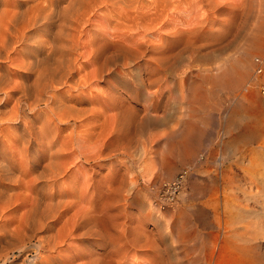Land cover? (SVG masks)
Masks as SVG:
<instances>
[{"label":"rangeland","instance_id":"374dc122","mask_svg":"<svg viewBox=\"0 0 264 264\" xmlns=\"http://www.w3.org/2000/svg\"><path fill=\"white\" fill-rule=\"evenodd\" d=\"M3 1L5 3L4 2L2 3V0H0V13L2 9L5 8L4 4H6L5 9L7 8L12 9L14 7L12 5L13 4L12 2L14 0L13 1L3 0ZM34 1H29V4L27 5L25 4L24 7L30 6V4L32 3H33L32 5H35ZM103 1L104 0H102V2ZM144 1L145 3H143ZM144 1L140 0L138 4L135 1L136 3L134 4L137 7L139 6V3H141V5L144 4L145 7L144 5L143 7L145 8V10L151 8L152 10H154L155 7L161 9V7L156 6V4L159 5L163 1L164 4L166 3L170 4V5L166 4V6L168 5L166 7L167 10L166 9L164 10L165 11L164 14H166L164 15V17L167 23V27H166L167 29L164 30L167 31L172 30L171 28H173L174 26H176L177 29L178 28L184 29L187 26L188 29L189 26L191 25L197 26L196 34L195 33L190 34L189 32L188 33L185 32L182 33L184 35L180 34L181 36L179 35L178 38L175 39L178 42H173L175 40L173 41L168 40L171 43L170 44L168 42L170 46L171 45L176 47L177 46L180 47L182 45L201 46L199 53L196 52L195 54V52L193 53L192 51L186 52L183 55L182 62L177 64L178 66L175 65V67L173 66L169 70L167 74V81L163 85L164 86L163 90H165L164 94L166 93L165 94L166 97L163 98L162 101L160 102V107L157 108L158 110L155 108V109H150L147 112L148 118L146 119L147 120L149 119L147 121L148 124L147 123L143 124V121L146 120L144 119L143 111L145 107L150 104L151 98L148 97L145 99L142 97L143 95L138 98H134L132 97L131 94L134 93L137 88V89H141L147 95V93H152L156 88H153L152 86L141 87L139 85L140 84L139 78H141V75L144 78L147 77V75H144L143 69L141 70L137 68L136 62H133L129 66H122L121 62H116V64L112 66V69L113 70L116 69L115 71L118 73L117 74L118 76L117 75L109 76L110 74H107L109 72L108 70V72L104 73L103 77L102 76L100 77L99 75L97 76L98 78L94 77L88 79V81L87 80L83 81L82 84H80V86L75 85L74 87L76 88L72 86L79 79V76L80 77L82 76L83 72H84L83 73L84 76L88 72L92 71L94 67L95 69H98L100 72L101 67L100 68L98 67L100 65L102 66L101 64L102 51L100 50L102 49L101 47L102 43L107 42L109 38H113L111 36L109 37V35H106L104 37L105 38L104 40L106 41H104L102 39V32L114 33L113 30L115 24L117 20L119 21V18L116 17L124 15L126 12L131 13L138 11L137 8H135L136 6H134L133 4V7H131L132 9L123 6L124 9L128 10L124 12L125 10H123L121 3L118 4L116 3V6H114L115 4L111 5L110 3L111 1H108L109 3L103 2L101 3L102 5L100 4L101 6L99 7L97 6L95 9L96 11L94 10L95 14L93 12L92 14L94 15L93 16L90 15L92 17L90 22L86 23L88 25L85 24L82 27V29L81 28L78 29L79 31L80 30L83 31V32L80 31L81 33L78 31L77 32L79 33L78 36L79 35H81V37L84 36V39L85 38L87 39V37L89 39L94 37L95 40L98 41L96 42L95 40L92 39L93 40L92 46L91 44H88L87 49L86 47L84 48L78 47L79 52L77 48V51L73 53L75 56L71 55L73 59L70 58L71 57L70 55H69L70 57L65 55L64 56L65 58L59 57V59L61 60L60 62L56 58H58L57 56L61 55V53H59L61 52V50L57 51L59 55L56 52L54 53L51 52L50 50L51 49L50 45H52L54 39L53 34L55 33L56 30H57L56 32H58L59 30L58 27V22L60 21L59 17L57 18L58 22H56L57 26L55 24L50 32L45 31L46 28L42 25V23L38 24L39 26L36 25L30 27L27 29V35L28 36L31 35L32 32V35H34V37L31 38L32 41L30 39L24 40L25 42L21 40V42H16L17 44L15 43L14 45L15 50L14 49L10 50L9 53L3 52L0 55V57H2L0 58L2 59V61L0 60L1 62L0 64L2 65L4 64V65L2 66L3 68L0 67V74H3L5 69L7 70L9 69L8 71L10 72L16 71L15 72L16 74L14 72H11L14 75L11 74L12 76L10 81H12V83L9 82L7 84L8 86L6 85V82L2 84L5 85L6 87L1 86V84L0 86L3 87V89L5 88L4 90L6 92L12 93L13 91L14 93L16 92V94H13V99L10 98L9 101L10 106L9 104L5 106V102L8 101L7 94L5 95L4 90L2 91L0 90V111L9 108L11 109L13 104H15L14 101L16 102L15 99L22 95V91L20 92V90L17 89L20 85H22L21 84L22 82L23 85H25L27 82L29 83V85L30 83L32 84V81L34 79L35 80L37 79V77H35V75L37 74L38 77L41 76L40 81L42 78L44 79V81H46L45 79H48L49 72H50L49 78L53 77L52 74L55 75V72L51 73L53 72L50 71L51 69L54 70L53 68H55L56 65L57 66H59L58 64L65 65L69 63V59L72 60L69 63L71 65L68 66H70L71 72L75 73V76L74 78H72V80H70L68 84L61 85V87L60 85L58 86L59 89L57 90L60 92L59 95L57 90L52 91L53 89L51 87H48L44 90L45 92H43L44 94L42 98L41 97L42 92L41 94L39 93L40 92L39 88L41 87L43 88V84L45 82L41 84L42 86L40 87L41 82L36 83L35 81H33L36 84L33 83L32 85L35 84L37 90L39 89L38 90L39 92L35 91L36 92L35 93L33 87L31 86L32 87L31 89V87L29 86V88L31 89L30 91V89L28 88L29 96L27 95L26 96L27 99L21 102L23 105L22 106L23 112L27 116L29 115L28 119L31 118L30 120H32L38 115L36 114L34 117L33 112L31 111V109L28 108V101H32V99L34 101L35 97L36 100L38 97L39 98L41 97L42 100L40 98L38 99L39 101L45 100L46 104L44 101L43 102L37 101L38 106L36 107L35 110H33L35 112H38V110L39 112L41 111L43 112L45 110L41 114V116H38L39 119L36 118V120L38 119L36 121V125H38L39 123H40L39 125H41V123L47 119L46 117L45 119L43 117L45 115L48 116L47 114H45V112L47 110V106L53 100V97L51 95L55 92L57 93L56 96L58 97V100L57 98L55 100L56 102L58 101L57 102L58 104L62 103L61 105L63 106H67L66 104H68L67 107L76 105V109L78 108L77 110H81V111L88 110L87 108L83 110L84 107H87L88 105L89 106L88 108L91 109V112L89 110L90 113L88 112L85 115L86 117L87 115L90 116V119L86 121H81L83 118L77 119V116L75 115H73V117L75 118H70V121L68 122L67 120H64L65 118L59 119L57 116L56 118L54 115H53L54 118L53 116H51L55 122L53 121L52 125L50 124V127H53L54 130L56 129L55 131H57L58 129L57 133H59V138L61 139V142L73 130L77 134L79 132L84 133V130L90 129L89 133L86 135L87 137L86 140L91 146H93L94 144V147L96 146L95 148L98 147L97 150L100 149V151H95L94 147L93 148L91 147L93 150L91 148H88V150L87 148H84L82 150L86 152V155L91 157L92 156L94 157L95 153L97 154L96 156H98L100 153H101L100 155H102L101 157H99L100 159L98 157L96 158V156L94 158L90 157L91 159L90 158L83 159L82 163L80 162L81 165L83 164L82 166L80 165V163H78L79 165L76 164L75 166H70V170H69L70 172L68 171L67 173L68 175L65 174L58 178L59 182L57 181L56 183L57 184L56 188L58 190L56 189L54 191L65 192L66 190H70L72 188L75 191H73L72 189L70 191H73L74 194L73 196L68 197V199L75 200L78 198L77 200H81V197L85 195L84 198L86 201L88 200L87 202H89L90 200L92 202L95 201L94 208L88 210V213L90 211L89 215L101 216L102 219L100 221V227H102V230L105 231L104 232L105 235H109L116 242H119L124 238H125L124 241L128 239L132 240L136 238L140 240L141 243L137 245L134 244L131 245L129 242L126 245V249L122 252V255L126 254L130 258H135V260L142 262L143 264L144 263L151 264V262L163 263V261L165 264H208L205 255L206 248H208V245L210 244L213 237L216 236L219 232V229L217 228V223L220 217L225 215L224 212L227 209L228 203L235 201H239L242 203L249 202L252 207L253 206L256 207L257 205V203L254 202V200H258L260 204L263 203V201L259 199V197H254L252 200H247V199L250 196L249 195L250 192H257L259 188L264 189V95L261 91L262 85L261 84L259 85L258 83V78H257L258 74L255 71V62H254V57L256 55L264 54V0H183V1L180 0L181 4L178 3L179 2L178 0H171V1L167 0V2L166 0L163 1L155 0V2H153L154 0H150V2L149 0H144ZM35 2L37 4V1ZM61 2L59 1L58 3H56L59 4L57 5L58 8L55 6L57 10H60L61 7L65 6L67 1L62 0ZM147 2L148 5L150 6L146 4ZM64 3L65 5H63ZM174 5L175 7H173ZM117 6H119L120 8ZM176 6L177 8L180 7L178 9V12L180 11L179 14L177 12ZM112 7L115 8L113 9ZM172 7L174 10L172 9ZM10 9L9 11H12ZM115 9H117L116 13L113 14ZM171 9L174 12L176 11L175 13L178 15L173 13ZM185 9L188 10L185 11ZM170 10L173 14L172 13L170 14ZM111 14L112 17L109 18ZM174 14L176 16L175 18H174ZM113 15L115 16V18ZM95 16L98 17L96 18ZM180 16L182 17V20ZM171 18L173 19V22L171 21L172 20ZM104 20L105 21L109 20V24L104 23ZM175 21H177L178 23L177 22L175 23ZM171 23L174 25H172ZM103 25L109 26V27L107 26L108 28L106 32L104 30L102 31ZM35 28L38 29V31L35 30ZM83 28H85L86 30H84ZM97 28H99L101 31L96 32V30H99ZM53 29L54 31H52ZM84 32L86 33V35ZM95 32L97 33V37ZM98 32H100V34ZM68 33L70 34V32ZM68 35L65 36L56 35V36L60 38V36L67 37ZM88 35H90V37ZM46 36L47 38L51 37L50 40L51 42L48 41L50 38L48 40H45L47 39ZM57 37L55 38L56 40ZM114 37L119 38L117 34H115ZM154 37L155 38H152V41L157 40L159 34L155 35ZM67 38H69V36ZM84 39L82 38L83 41ZM101 39L103 40V42ZM29 41L32 42L33 44L30 43ZM25 43L27 47L24 46ZM99 43L101 44V46ZM29 44L30 46L31 45L32 46L30 47ZM93 44H94V48L96 47V49L100 47L97 49L98 51L100 50L99 52L97 50L95 52V49L93 48ZM43 45H45L46 47ZM19 46L21 48L22 47L25 48L21 49ZM46 48L47 50H45ZM90 48L91 50H89ZM23 49L25 50V52H23L24 51ZM42 49H44L45 51ZM104 49L107 52H110V50L113 49V46L104 45ZM85 50L91 51L92 54L91 52L89 54V51L88 54L87 51L86 53H84ZM28 51L31 52L32 55L34 53L33 57L36 58L37 60L36 62ZM43 51L45 52V54L43 53ZM4 53L5 55H3ZM26 53L27 56L25 57ZM46 54H49L50 56ZM87 55L90 56L88 57ZM3 56L6 59L8 58L9 61L8 59L6 60L5 58H3ZM12 56H14L15 58H13ZM19 57L22 59L27 58L30 61H32L33 59V61L36 63L35 66L39 65V67L43 69L45 73L41 72L38 66H36L35 69H33V71L28 69L23 70V68H18L17 64L14 63L21 62V59H18ZM90 57L92 61L89 59ZM95 58H97L96 60L98 62L100 61L101 63L99 62V64H97L98 62L95 60ZM53 59H55L54 62ZM40 60H44V62L47 64H45L43 61H41L42 63L38 62ZM49 61L50 63H48ZM72 62L75 63L73 64ZM91 62L92 63L94 62L95 64L93 65L96 66H93ZM51 64L54 66L53 68H51L52 66ZM77 64H79L80 66ZM85 64H88L89 66L91 64L92 69L90 70L91 67ZM8 65L10 66V68L8 67ZM45 65H48L47 67L48 71H45L46 68ZM42 66H44L45 68L44 67L42 68ZM84 66L87 68H85ZM75 67L77 69L79 67H83V69L79 73V71H77ZM156 67H157L156 64L151 62L149 64L148 71L152 72L153 70L156 69ZM8 71L5 70L4 74H6ZM34 71H38V72L36 73ZM39 72L43 74L39 75ZM46 72H48V76ZM77 73L81 75L78 74L79 75L78 76ZM100 73L102 74V70ZM44 74L47 76V78L46 76L42 77ZM77 76L78 79H76ZM13 80L18 82L16 83ZM137 80L139 81V83H137ZM72 81H74L75 83L73 82L72 84ZM91 81L94 83H92ZM84 82L87 84L84 85L83 84ZM28 83L26 85H28ZM109 83L115 86L113 88L108 87ZM132 83L135 84V88L133 87L134 84ZM15 84L18 87L14 86ZM68 85L73 89H71ZM126 85H128V88ZM64 86H67L68 89L67 87L65 89ZM9 87H11V89ZM60 89L62 92L60 91ZM83 91L84 92L86 91L85 92L86 94L84 93L85 95L83 94ZM65 92L67 95L65 94ZM102 93L105 94V98L106 97L109 98L112 96L114 97L116 94H119L121 95V98L119 100L121 101L120 103H122V105L124 104V106L130 105L129 109H125L126 113L120 117L119 124L114 125L109 120L108 122H106L105 124L106 126L105 125L104 126L106 128L108 127V129H110L113 133H110L109 135L108 133H106L104 136L106 135L108 136L105 138L100 137L101 136L100 133H102L100 130H102L104 127L101 126L103 121L102 116H100L101 117L100 119V117L97 116L96 113L93 112L94 114H92V109H95L94 107L98 106L96 109L99 108L98 109L99 111L105 109V106H102V100H103ZM1 96H3V98L5 99H2ZM48 96L50 97L51 100L48 98ZM93 96L95 97L93 98ZM60 98L62 101L61 103H60ZM84 98L88 102H86ZM99 98L102 100H100ZM46 99L48 101H46ZM91 101L94 103H92ZM96 103L99 104L97 105ZM39 106L42 108H40ZM73 106L72 108L74 109ZM79 106L80 107L82 106L81 107L82 109H79L80 108ZM59 109L61 108L58 106L56 110L58 111L57 113L66 114V112H63L64 111L63 109H61L60 111ZM9 110H5L4 113H7ZM24 110L25 111L27 110L29 114ZM132 111L134 113L136 112L138 116L136 113L134 114ZM72 112H77V111H72ZM72 112H70L71 114L67 112V115L74 114ZM112 112L113 111H111L110 113ZM91 114L95 115L96 118L92 117ZM130 115L132 117H130ZM139 115L140 116L143 115V116H141L140 118ZM57 118H58L57 121L58 123L56 122ZM128 118H133V119L129 120ZM139 119L141 120L142 124L139 121ZM4 120L5 121H3V125L0 126L1 129L4 131V132L1 131V133L2 132L4 133V134L2 133L4 136L3 135L1 136L3 139L6 140L7 138L8 140H11L12 138H15V136H19L22 133L21 131H23L22 129L24 128V124H23L24 122L17 120H12V121H6V119ZM132 120H135L138 126L141 124L139 128L136 125V123ZM96 122L98 123V125ZM109 122L112 124H110ZM73 124L76 125L73 126ZM88 124H90L91 126L89 127ZM108 124L110 125V127ZM5 125L6 126L9 125L8 126L9 128L7 127L4 128ZM57 126L59 127L57 128ZM127 126L129 127L127 128ZM142 126L144 127V129H142L143 131L140 132L141 128H143ZM94 128H96V130L91 131ZM115 130L119 135H117ZM93 132L96 133L94 134L95 136L93 135ZM61 134L64 136V138ZM100 138H102L101 143L98 142ZM93 140H96L95 142L98 144L94 143ZM100 145H102V147H100ZM72 148H76L75 155L80 154V152L78 151V145L77 146L75 145L74 147L72 146ZM91 150L93 151L94 154L92 153ZM32 155L33 154L25 156L21 161L19 155L16 157L17 166L14 167L15 169L13 172L15 176L19 175V172L21 170L20 168L22 166L21 172L23 171V173L26 176L24 175L20 180H22L24 184L23 183L21 184L22 181H19L16 184V182L13 180L11 181L5 179L7 185L8 186L10 185L9 186L10 188L12 186L13 190L9 188V190L7 191L8 193H5L4 191L5 193L4 194L2 192V196L4 195L5 196L4 200H6L10 198L12 195V198L10 199L11 200L10 205L11 204L13 205L12 206L6 205V209L0 207V212L1 210H3V212L0 213V217H1L0 227L4 228L5 226H7L6 228H4L5 229L3 230L4 232L10 226L11 227L8 230H12V228L15 230V228H17L16 230L18 231L19 229V232L21 230L22 231L26 230V232H21L20 234L16 233L17 231L14 232L15 233L14 239L16 241L13 240L14 243L12 245L8 244L10 243L9 238L7 240V238L3 237L5 238L3 239L1 236L2 239L0 238V242L2 243L0 244V248H1L0 264H32V260L34 259L32 257L38 254L35 245L38 243L40 238L43 237V239H45L48 238L50 235L53 236L55 234H58L59 236V231L64 223V220H51L50 218H48L43 222L44 223L50 222V227L40 228V225H38L39 228L38 226H36V229L32 227L29 228V226L25 228V226H27L26 225L27 223H25L24 226V222L26 218L24 215L22 216V214H25V212L30 207L31 204L30 202H32V199L35 197L36 192L40 188H41L40 190L46 192L49 188L47 186L48 184H46L47 182H45L46 180L43 178L35 181L36 185L34 183H31L33 177L34 176L36 177L37 173L41 170V165L47 162V160L45 159L46 157L42 158L40 160L39 165L37 164V166L33 168L35 170L32 171L35 172L31 171V173L33 174L35 173L34 175H32L30 172L28 173V169L30 165L28 161L34 157ZM23 167L25 170L27 169V171L23 170ZM76 167L78 170H76ZM82 167L85 170L81 171ZM84 172L86 173V175ZM78 173L80 174V176ZM84 176H87L88 179L92 182L86 180L85 182L82 181L87 178V177L83 178ZM74 182H78V183H74ZM83 182L85 185L83 184ZM86 182L87 183L90 182L92 185L90 183H89L90 185H87ZM175 182L178 183L174 184ZM79 183L81 185L83 184L84 186L87 185L90 187L86 188L84 186H81ZM30 184L33 185L31 186ZM42 184L43 185L46 184L45 185L46 188L45 186L43 188ZM166 184L172 186V190L170 193L174 197L172 200L168 199V197L164 196L163 194L162 187H164V185ZM28 185L31 187V189L30 187L28 188ZM37 185L39 187H37ZM34 186L35 188L33 190L32 188ZM92 186H94L93 189ZM79 187L82 188L84 187V188L82 190V188ZM35 189L37 191H35ZM84 189H86V191L88 190L89 194ZM81 190L83 191L82 194H81ZM9 191H13L12 192L13 194L15 192L16 194L14 195L15 197L11 193L10 196H7L9 195ZM78 196H80V198ZM15 198L17 199V201H15L16 200ZM122 198L124 199V201H122L123 200ZM12 201L14 203H12ZM18 201H20L21 203ZM85 204L86 203H84L83 205ZM3 206L5 207V205ZM261 206L264 207V205ZM77 207H73V209H71L68 215L70 216L71 214H73L76 211ZM259 219L261 220L260 226L263 228L264 231V216H260ZM3 222L4 223L6 222L5 225ZM7 223L8 225L10 224L11 225L8 227ZM23 226L24 228H22ZM3 231H0L1 232L0 235L3 233ZM82 233L83 230L81 229L78 232H76V234L73 235L72 239L68 238L63 243H57L58 246H56V249L55 248L51 249L50 247L45 246V248L47 249L44 248L45 250L43 249L40 255L41 257H43V259H38L36 264H70L71 261H75V260L76 261L72 264H79V263L86 264L87 262L88 264H96L97 262H98L97 264H109L107 263L110 255L108 253L109 249L106 248L102 244V241H99L96 236H90L86 238L82 236ZM29 234H31V236ZM26 236H30V237H26ZM16 237L18 239H16ZM59 240L60 239L57 238L56 241ZM207 241L209 243H205ZM20 243L22 245L23 244L26 245V248L24 250L17 249L18 246L20 247L21 245ZM7 252L9 253L8 257L6 256ZM252 263L264 264V244H261L260 246L255 247L253 249Z\"/></svg>","mask_w":264,"mask_h":264},{"label":"bare ground","instance_id":"6f19581e","mask_svg":"<svg viewBox=\"0 0 264 264\" xmlns=\"http://www.w3.org/2000/svg\"><path fill=\"white\" fill-rule=\"evenodd\" d=\"M5 1H7V0H5ZM9 1V0H8ZM11 1H13V0H11ZM29 1H34V0H14L12 3V5L14 6L12 9H10V8H7V9H5L6 8V4H4V6H5V8H1L2 9V11H1V13H0V30L2 31H0V36L2 37H0L1 38V40H0V55L3 53V52H6V53H9V51L10 50H13L15 47H14V45H15V43L16 42H21V40H28V39H30L31 40V38H33L34 37V35H32V32H31V35H27V29L28 28H30V27H33V26H36V25H38V24H41L42 23V25L46 28V30L45 31H47V32H50L51 31V29H52V27L56 24V26H57V23L56 22H58V20H57V18L59 17V19H60V21L58 22V27H59V30H58V32H56L55 31V33L53 34V43H52V45H50L51 46V52H56L57 53V51H60L61 50V52H59V53H61V55H59L58 53V55L59 56H57L58 58H56L58 61H60L61 62V60L59 59V57H64L65 55L66 56H71V55H74L73 53L74 52H76L77 51V48L78 47H82V48H84V47H86V49H87V46H88V44H91V46H92V43H93V40H95V38L93 37V38H88L87 36H85V37H87V39L85 40L84 39V36L83 37H81V35H79L78 36V34L79 33H77L79 30V28H81L82 29V27L87 23V22H90V20H91V16H93L94 14H95V12H94V10L96 9V7L98 6H101L102 4L101 3H103V2H108V1H111L110 3H111V5H114V6H116V3L118 4V3H121L122 5V7L124 6V7H126V8H130V9H132L131 7H133V4L134 3H136L137 2V4H138V2H140V0H104L103 2H102V0H66L67 2H66V5H65V3L63 4V5H65V6H63V7H61V9L60 10H57L56 9V7H57V5H59V4H56V3H58L59 1L61 2L62 0H35V1H37V4H36V2L34 1V3H35V5H32V4H30V6H25L24 7V5L26 4H29ZM58 1V2H57ZM136 1V2H135ZM144 1V0H143ZM160 1V0H159ZM161 1H163V0H161ZM169 1H171V0H169ZM168 1V2H169ZM179 2L178 3H180V0H178ZM181 1H183V0H181ZM4 1L2 0V3H3ZM64 2V1H63ZM149 2H150V0H149ZM153 2H155V0L153 1ZM152 2V3H153ZM166 2H167V0H166ZM165 2V3H166ZM199 2V1H198ZM5 3V2H4ZM8 3H10V2H8ZM62 3V2H61ZM109 3V2H108ZM143 3H145V1L143 2ZM142 3V4H143ZM157 3V2H156ZM159 3V2H158ZM171 3V2H170ZM178 3H176V4H178ZM101 4V5H100ZM107 4V3H106ZM147 5H148V2L146 3ZM151 4V3H150ZM166 4H168V5H170L169 3H166ZM166 4H164V1L162 2V3H160L159 5L158 4H156V6H160L161 7V9H158V8H154V10H152V8L151 9H148V10H145V5H144V7H143V5H141V3H139V6L137 7L135 4H134V6H136L135 8H137V10L138 11H135V12H126V10L127 9H124V7H123V10H125L124 12H126L124 15H121V16H119V17H116V18H119V21L117 20V22H116V24H115V27H114V33H111V32H106V30H107V28L109 27L108 25H103V29H102V31L104 30L106 33H104V32H102V39L104 40L105 38V36L106 35H109V37L111 36V37H113V38H109V40H107V42H105V43H102V46H101V44H100V46L102 47V49H100L102 52V66L100 65L98 68H100V72H101V70H102V74L99 72V70L98 69H95V67H94V69L92 70V71H90V72H88L87 74H85L84 76H83V73H82V76L80 77L79 75H81V74H79L80 73V71L83 69V67H79L78 69L76 68V70L77 71H79V73H77V75L79 76V79H78V76H77V78L76 79H78L77 81H76V83L74 82V81H72V84H73V82L75 83L74 85H72L73 87L76 85H79L80 86V84H82V82L83 81H85V80H87L88 81V79H91V78H96L97 76H99L100 75V77L102 76H104V73H106V72H108V70H109V72L107 73V74H110L109 76H111V75H117L118 73L115 71V70H113L112 69V66H114L115 64H116V62H121V64H122V66H129L130 64H132L133 62H136L137 63V68L138 69H143L144 70V75H147V77H142V75H141V78H139V81H140V86L141 87H146V86H152L153 88H156L152 93H147V95H146V93H144L141 89H137L136 88V90H135V92L134 93H132L131 95H132V97H134V98H138V97H140V96H142L143 98H148V97H150L151 98V102H150V104L148 105V106H146L145 107V109H144V119H146V118H148V111L150 110V109H157L158 107H160V102L162 101V99L163 98H165L166 97V93L164 94V91L165 90H163V88H164V83L167 81V74H168V72H169V70L174 66L175 67V65H177V64H179L180 62H182V59H183V55L186 53V52H195V54H196V52L197 53H199V51H200V49H201V46H189V45H185V46H180V47H176V46H173V45H169L168 44V42L170 43V41H168V40H175V39H177L178 38V36L180 35V34H182V33H185V32H189L190 34L191 33H195L196 34V32H197V26L196 25H191V26H189V28L187 29V27L186 28H184V29H186V30H184L183 28L181 29V28H178L177 29V27L176 26H174L173 28H171L172 30H164V29H167L166 27H167V23H166V19H165V17H164V15H166V14H164V10L166 9V7L168 6H166ZM173 4V3H172ZM175 4V3H174ZM181 4V3H180ZM198 4V3H197ZM2 5V4H1ZM12 5H11V7H12ZM108 5V4H107ZM56 6V7H55ZM106 6V5H105ZM120 6V5H119ZM119 6H117V7H119ZM120 6V7H121ZM148 6H150V5H148ZM152 6V5H151ZM179 6V5H178ZM181 6V5H180ZM3 7V6H2ZM119 7V8H120ZM153 7V6H152ZM173 7H175V5L173 6ZM173 7H172V9H173ZM193 7V6H192ZM58 8V7H57ZM107 8H108V6H107ZM110 8V7H109ZM113 9L115 8V7H112ZM143 8H144V10H143ZM169 8V7H168ZM176 8H177V6H176ZM176 8H175V10H176ZM180 8V7H179ZM179 8H177V12H178V9ZM194 8V7H193ZM196 8V7H195ZM9 9L10 10H12V11H9ZM122 9V8H121ZM170 9V8H169ZM168 9V10H169ZM171 9V10H172ZM191 9V8H190ZM101 10V9H100ZM116 10L117 9H115V11L113 12V14H115L116 13ZM167 10V9H166ZM171 10H170V14L172 13L171 12ZM174 10V9H173ZM172 10V11H173ZM186 10H188V9H185V11ZM194 10V9H193ZM96 11V10H95ZM128 11V10H127ZM130 11V10H129ZM192 11V10H191ZM94 12V14H92ZM112 12V11H111ZM110 12V13H111ZM118 12V11H117ZM123 12V11H122ZM176 12V11H175ZM174 11H173V13H175ZM183 12V11H182ZM189 12V11H188ZM119 13V12H118ZM121 13V12H120ZM172 13V14H173ZM180 13V11L178 12V14ZM168 14V13H167ZM176 14V13H175ZM175 14H174V18L176 17L175 16ZM178 14H176V15H178ZM91 15V16H90ZM97 15V14H96ZM169 15V14H168ZM197 15V14H196ZM114 16V15H113ZM118 16V15H117ZM173 16V15H172ZM171 16V17H172ZM96 17V16H95ZM98 17V16H97ZM96 17V18H97ZM103 17V16H102ZM112 17V14H111V16H109V18H111ZM179 17V16H178ZM181 17V16H180ZM189 17V16H188ZM197 17V16H196ZM107 18H108V16H107ZM114 18H115V16H114ZM168 19H169V17H168ZM172 19V18H171ZM177 19V18H176ZM194 19V18H193ZM180 20V19H179ZM181 20H182V17H181ZM189 20V19H188ZM187 20V21H188ZM203 20V19H202ZM208 20V19H207ZM93 21H95V20H93ZM115 21V20H114ZM168 21V20H167ZM172 22H173V19L171 20ZM186 21V20H185ZM103 22V21H102ZM177 21H175V23H176ZM193 22H194V20H193ZM95 23V22H94ZM93 23V24H94ZM98 23V22H97ZM104 23H108L109 24V20H107V21H105L104 20ZM112 23V22H111ZM168 23H170V22H168ZM178 23V22H177ZM185 23H187V22H185ZM205 23V22H204ZM209 23V22H208ZM207 23V24H208ZM91 24V23H90ZM172 24V23H171ZM181 24V23H180ZM194 24V23H193ZM86 25H88V24H86ZM96 25V24H95ZM172 25H174V24H172ZM176 25V24H175ZM177 25H179V24H177ZM185 25V24H184ZM199 25V24H198ZM39 26V25H38ZM100 26H101V23H100ZM99 26V27H100ZM108 26V27H107ZM172 27V26H171ZM180 27V26H179ZM183 27V26H182ZM37 28V27H36ZM35 28V30H37L38 31V29H36ZM95 28H96V26H95ZM40 29V28H39ZM84 30H86L85 28H83ZM97 29H99V28H97ZM175 29V30H174ZM30 30H32V29H30ZM95 30V29H94ZM108 30H110V29H108ZM111 30V31H112ZM41 31V30H40ZM44 31V32H45ZM52 31H54V29L52 30ZM81 32H83L82 30H80ZM79 31V32H80ZM92 31V30H91ZM97 31H101L100 29L99 30H96V32ZM112 31V32H113ZM28 32H29V30H28ZM68 32H70V34L68 33ZM80 32V33H81ZM86 32V31H85ZM84 32V33H85ZM95 32V33H96ZM39 33V32H38ZM87 33V32H86ZM86 33H85V35H86ZM94 33V32H93ZM99 34H100V32H98ZM44 34V33H43ZM69 34V35H68ZM91 34V33H90ZM115 34H117L118 35V37L119 38H115L114 36H115ZM157 34H159V37H158V39L157 40H154V41H152V38H155L154 36L155 35H157ZM3 35V36H2ZM59 36V35H68L69 36V38H67V37H62V36H60V38H58L57 36ZM182 35H184V34H182ZM36 36V35H35ZM45 36V35H44ZM89 37H90V35H88ZM99 36V35H98ZM181 36V35H180ZM57 37V40L55 39ZM96 37H97V33H96ZM45 38V37H44ZM46 38H47V36H46ZM50 38V39H49ZM49 38H47V39H45V40H48V41H50L51 40V37H49ZM82 38L84 39V41L82 40ZM196 38V37H195ZM39 39V38H38ZM37 39V40H38ZM89 39V40H88ZM93 39V40H92ZM98 39V38H97ZM101 39V40H102ZM103 40H102V42H103ZM32 41V40H31ZM42 41H43V39H42ZM96 41V40H95ZM98 41V40H97ZM96 41V42H97ZM104 41H106V40H104ZM25 42V41H24ZM23 42V43H24ZM30 42V41H29ZM47 42V41H46ZM51 42V41H50ZM99 42H100V39H99ZM156 42V43H155ZM173 42H178V41H173ZM30 43H32V42H30ZM39 43H40V41H39ZM43 43V42H42ZM44 43H45V41H44ZM17 44V43H16ZM19 44V43H18ZM33 44V43H32ZM37 44H38V41H37ZM46 44H48V43H46ZM49 44H51V43H49ZM171 44V43H170ZM20 45V44H19ZM96 45V44H95ZM104 45H111V46H113V49L112 50H110V52H107L105 49H104ZM181 45V44H180ZM24 46H26L27 47V45H26V43H25V45ZM29 46H30V44H29ZM32 46V45H31ZM30 46V47H31ZM36 46V45H35ZM43 46H45V45H43ZM99 46V45H98ZM173 46V47H172ZM20 47V46H19ZM29 47V48H30ZM46 47V46H45ZM44 47V48H45ZM89 47H90V45H89ZM21 48V47H20ZM22 48H25V47H22ZM21 48V49H22ZM39 48V47H38ZM37 48V49H38ZM93 48H94V44H93ZM98 48H100V47H98ZM97 48V49H98ZM109 48V47H108ZM95 49V52H96V47L94 48ZM111 49V48H110ZM15 50V49H14ZM24 50V49H23ZM27 50H28V48H27ZM33 50H34V47H33ZM42 50H44V49H42ZM45 50H47V48L45 49ZM44 50V51H45ZM50 50H48V51H50ZM89 50H91V48L89 49ZM88 50V51H89ZM99 50V51H100ZM40 51V50H39ZM43 51V53L45 54V52ZM86 51L87 50H85V52L84 53H86ZM88 51H87V54H88ZM92 51H94V50H92ZM98 51V50H97ZM98 51V52H99ZM106 51V52H105ZM12 52V51H11ZM18 52V51H17ZM23 52H25V50L23 51ZM29 52V51H28ZM27 52V53H28ZM38 52V51H37ZM78 52H79V48H78ZM77 52V53H78ZM90 52L91 51H89V54H90ZM27 53H26V55H25V57L27 56ZM30 54H31V52H29ZM28 53V54H29ZM36 53V52H35ZM47 53V52H46ZM94 53V52H93ZM10 54H12V53H10ZM24 54V53H23ZM23 54H21V55H23ZM39 54V53H38ZM41 54V53H40ZM50 54V53H49ZM49 54H46V55H48V56H50ZM79 54V53H78ZM91 54H92V52H91ZM192 54V53H191ZM3 55H5V53L3 54ZM17 55V54H16ZM16 55H15V57H16ZM18 55H20V54H18ZM32 55V54H31ZM33 55H34V53H33ZM33 55H32V58H34L33 57ZM77 55V54H76ZM94 55V54H93ZM101 55V54H100ZM99 55V56H100ZM10 56V55H9ZM45 56V55H44ZM54 56V55H53ZM52 56V57H53ZM69 56V57H70ZM75 56V55H74ZM78 56V55H77ZM82 56H83V53H82ZM86 56V55H85ZM88 57L90 56V55H87ZM192 56V55H191ZM6 57H7V54H6ZM13 58H15L14 56H12ZM21 57V56H20ZM18 58V59H21V62H19V63H14V64H17V67L18 68H23V70L24 69H28V70H32L33 71V69H35V67L36 66H38L39 67V65H36L35 66V62L37 61L36 60V58H34V60H35V62L33 61V59H32V61H30L29 59H27V58ZM31 57V56H30ZM46 57V56H45ZM69 57H67V58H69ZM87 57V58H88ZM96 57V56H95ZM98 57V56H97ZM0 58H2V57H0ZM3 58H5L4 56H3ZM10 58V57H9ZM55 58V57H54ZM65 58V57H64ZM64 58H62V59H64ZM71 59H73L72 58V56L70 57ZM87 58H86V60H87ZM6 59V58H5ZM8 59V58H7ZM6 59V60H7ZM48 59V58H47ZM79 59V58H78ZM83 59H84V57H83ZM90 60H91V57L89 58ZM93 59V58H92ZM97 58H95V60H96ZM1 61H2V59H0ZM15 60V59H14ZM50 60V59H49ZM54 60L55 59H53V62H54ZM57 60H56V62H57ZM66 60H68V59H66ZM75 60V59H74ZM99 60H100V58H99ZM8 61H9V59H8ZM16 61V60H15ZM41 61H43L44 62V60H40V61H38V62H41ZM48 61V60H47ZM70 61H72V60H70L69 59V63H70ZM76 61V60H75ZM92 61V60H91ZM97 61V60H96ZM11 62V61H10ZM17 62V61H16ZM38 62H37V64H38ZM52 62V61H51ZM60 62H58V63H60ZM67 62V61H66ZM86 62V61H85ZM98 62V61H97ZM99 62L97 63V64H99ZM155 63L156 64V69L155 70H153L152 72H149L148 71V67H149V64L150 63ZM1 63V62H0ZM4 63V62H3ZM6 63V62H5ZM9 63V62H8ZM12 63V62H11ZM42 63V62H41ZM45 63V62H44ZM43 63V64H44ZM48 63H50V61L48 62ZM64 63V62H63ZM68 63V62H67ZM58 64L59 66H55V68H53L54 66L52 65L51 66V68H53L54 70H50V71H53V72H51V73H54L55 72V75L54 74H52L53 75V77H51V78H49V76H50V72H49V76H48V72H46V74H47V76H48V79H45L46 81H44V79L42 78L41 79V81H40V77H38L37 75H35V77H37V79L35 80H33V81H35L36 83L37 82H41L40 83V87L42 86L41 84H43L44 82V84H43V88L41 87V88H39L40 89V92L37 90V88H36V83L35 82H33L32 81V84L33 83H35L34 85H32L31 83H30V85H29V83H28V85H23V82L21 83L22 85H20L19 87L15 84L14 86H17L18 88L17 89H19L20 90V92L22 91V95L20 96V97H17L15 100H16V102L14 101V103L15 104H13V106L11 107V109L9 110V109H5V110H9L7 113H4V111L5 110H3V111H0V126L1 125H3V121H5L4 119H6V121H12V120H17V121H21V122H24L23 124H24V128L22 129L23 131H21L20 133V135L19 136H15V138H12L11 140H8L7 138H6V140L5 139H3L1 136L4 134L3 132V130L1 129V127H0V207H2V208H5L6 209V205H10V199L12 198V195H11V197L10 198H8V199H6V200H4V195L2 196V192L4 193V191H5V193H8L7 191L9 190V186L7 185V183L5 182V179L6 180H13V181H15L16 182V184H17V182H19V181H22V180H20V179H22V177L25 175L24 173H23V171L21 172V170H22V166H21V170H20V172H19V175H17V176H15L14 175V167L15 166H17L16 165V157L19 155L20 156V161L21 160H23V158L25 157V156H28V155H30V154H33L32 156H34L32 159H30L29 161H28V163L30 164L29 165V169H28V173L30 172L31 173V171L32 170H35V169H33L35 166H37V164L39 165V163H40V160L42 159V158H45L46 160H47V162H45L43 165H41V170L37 173V176L35 177H33L32 175H34L33 173H31L32 175V177H33V180H32V182L31 183H36L35 181H37V180H39V179H41V178H43V179H45L44 181L45 182H47L46 184H48L47 186L49 187H47L48 188V190L46 191V192H44L43 190H36L35 189V191H37L36 192V195H35V197L32 199V202H30L31 204H30V207L28 208V210L25 212V214H22V216L24 215L25 216V218H26V220H25V222H24V226H25V223H27L26 225L27 226H25V228L26 227H28L29 226V228H35L36 229V226H38V225H40V228H43V227H50V222H46V223H44L43 221H45L46 219H48V218H50L51 220H64V223H63V225H62V227H61V229H60V231H59V236H58V234H55V235H50L48 238H45V239H43V237L42 238H40V240L38 241V243L35 245L36 246V248H37V251H38V254L36 255V256H34V257H32V258H34L33 260H32V264H36V262L38 261V259H43V257H41L40 255H41V253H42V250L45 248V246L47 247H50L51 249H53V248H55L56 249V246H58L57 245V243H63V242H65L68 238L70 239H72V237H73V235L74 234H76V232H78L79 230H83V233H82V236L83 237H86V238H88V237H90V236H96L97 238H98V240L99 241H102V244L106 247V248H108L109 249V251H108V253L110 254L109 255V259H108V262L107 263H109V264H143L142 262H139V261H137V260H135V258H130L128 255H122V252L126 249V245L130 242V244L132 245V244H134V245H137V244H139V243H141L140 242V240L139 239H132V240H126V241H124V239H120L121 241H119V242H116L112 237H110L109 235H105V231L104 230H102V227H100V221H101V219H102V217L101 216H96V215H94V216H92V215H89V213H90V211H89V213H88V210L89 209H91V208H94V205H95V201H89V202H87L86 200H85V198H84V196L83 197H81V200H77V199H68V197H71V196H73V194H74V192L73 191H75V190H73L72 188V190L73 191H70V190H66L65 192L64 191H62V192H58V191H54V190H56L57 188H56V183H57V181H58V178L60 177V176H63V175H65V174H67L68 173V171L70 170V166H75L76 164H78V163H82V161H83V159H87V158H90L91 156H88V155H86V152L84 151V150H82V149H84V148H87V150H88V148H93L94 147V144H93V146H91L88 142H87V140H86V135L89 133V131H90V129H87V130H84V133H82V132H79V133H75V131L73 130V131H71L70 132V134L69 135H67V137H65V139L63 140V138H64V136H63V138H62V142H61V139L59 138V133H57V131H58V129H57V131H55L54 129H53V127H50V124L52 125V122L54 121L53 120V118H54V116H55V118H56V116L59 118V119H63V118H65L64 120H67V122L68 121H70V118H75V117H73V115H75V116H77V119L78 118H83L81 121H86V120H88V119H90V116H88L87 115V117L85 116L86 115V113H88L89 112V110H90V112H91V109L90 108H88L89 106L87 105V107H84V109L83 110H85V108H87L88 110H86V111H81V110H77L76 109V105L75 106H73L74 107V109L72 108V106H70V107H67L68 106V104H66L67 106H63V105H61L62 103V101H61V98H60V103L61 104H58L57 102H56V98H57V100H58V97L56 96L57 95V93L55 92V93H53L51 96L53 97V100L50 102V104L47 106V110H46V112H45V114H47L48 116H44L43 118L45 119V117L47 118L46 120H42L43 122L41 123V125H36V121L39 119V117L38 116H41V114L45 111H41V112H39V110H38V112H35V111H33V110H35L36 109V107L38 106V102H40L41 100H42V98H43V92H45L44 90L46 89V88H48V87H51L53 90L52 91H55V90H57V89H59V85H60V87H61V85H66V84H68L69 82H70V80H72V78H74V76H75V73L73 72H71V69H70V66H68V65H71V64ZM73 63V62H72ZM75 63V62H74ZM73 63V64H74ZM77 63V62H76ZM79 63V62H78ZM82 63H84V62H82ZM88 63H90V62H88ZM92 63V62H91ZM45 64H47V63H45ZM72 64V65H73ZM80 64V63H79ZM79 64H77V65H79ZM93 64H95L94 62L92 63V65ZM4 65V64H3ZM2 64H0V67L1 68H3L2 66H3ZM55 65V64H54ZM77 65H75V66H77ZM85 65H88V64H85ZM92 65L90 64V66L89 67H91L90 68V70L92 69ZM80 66V65H79ZM93 66H96V65H93ZM178 66V65H177ZM6 67V66H5ZM8 67L10 68V66L8 65ZM16 67V68H17ZM44 66H42V68H43ZM46 67V68H45ZM45 71H48L47 70V67H48V65H45ZM72 67V66H71ZM85 67V66H84ZM96 67V68H97ZM16 68H15V70H16ZM40 68V67H39ZM85 68H87V67H85ZM118 68V67H117ZM5 69V68H4ZM119 69V68H118ZM6 71H8L7 69H5ZM5 70H4V72H5ZM22 70V71H23ZM37 70V69H36ZM39 70V69H38ZM40 70H41V72H44V70L43 69H41L40 68ZM39 70V71H40ZM43 70V71H42ZM84 71V70H83ZM89 71V70H88ZM121 71V70H120ZM2 72V71H1ZM4 72H3V74H0V84H1V86H5V85H2V84H4L5 82H6V85L9 83V82H11L12 83V81H10L11 80V76L12 75H14V74H12L11 72H14V71H8L6 74H4ZM16 72V71H15ZM14 72V73H15ZM19 72H21V71H19ZM30 72V71H29ZM34 72H38V71H34ZM45 73V72H44ZM85 73H86V71H85ZM121 73H123V72H121ZM120 73V74H121ZM129 73H130V71H129ZM12 74V75H11ZM16 74V73H15ZM23 74V73H22ZM30 74V73H29ZM28 74V75H29ZM32 74V73H31ZM40 74H43V73H40L39 72V75ZM106 74V75H107ZM16 76V75H15ZM15 76H14V78H15ZM21 76H23V75H21ZM44 76H46L45 74L42 76V77H44ZM47 76H46V78H47ZM118 76V75H117ZM34 77V78H35ZM123 77V76H122ZM13 78V79H14ZM98 78V77H97ZM135 78V77H134ZM257 78H258V83H259V85L260 84H264V74H262V75H257ZM74 80V79H73ZM95 80V79H94ZM93 80V81H94ZM13 81H15V80H13ZM139 81L137 80V83H139ZM16 82V81H15ZM15 82H13V83H15ZM18 82V81H17ZM16 82V83H17ZM90 82V81H89ZM92 82V81H91ZM110 82V81H109ZM121 82V81H120ZM135 82V81H134ZM92 83H94V82H92ZM114 83V82H113ZM84 85L85 84H87V83H83ZM115 84V83H114ZM129 84V83H128ZM131 84V83H130ZM132 84H134V83H132ZM91 85V84H90ZM117 85V84H116ZM0 86V90L2 91V90H4L3 89V87H1ZM8 86V85H7ZM11 86V85H10ZM13 86V85H12ZM29 86L31 87H33V89H34V92L35 91H38L40 94H41V92H42V98H41V100L39 101L38 99H40L39 97L37 98V100L35 99L36 97H35V95H34V101H33V99H32V101H28V108L29 109H31V111L33 112V114H34V117H35V115L37 114L38 116H36L35 118H33L32 120H30V119H28L29 118V115L27 116L24 112H23V109H22V101L23 100H25V99H27L26 98V96L28 95V90L30 89L29 88ZM37 86H39V85H37ZM69 86V85H68ZM87 86V85H86ZM86 86H85V88H86ZM115 85H113V84H111V83H109L108 84V87H114ZM127 86V88H128V85H126ZM133 86V85H132ZM6 87V86H5ZM32 87H31V89H32ZM35 87V88H34ZM65 87V89H66V87L67 86H64ZM70 87V86H69ZM88 87V86H87ZM134 88H135V84H134V86H133ZM137 87V86H136ZM10 89H11V87H9ZM8 88V89H9ZM13 88H15V87H13ZM29 88V89H28ZM71 89H73L72 87H70ZM74 88H76V87H74ZM80 88V87H79ZM138 88H140V87H138ZM31 89H30V91H31ZM36 89V90H35ZM67 89H68V87H67ZM83 89H84V87H83ZM6 90H7V88H6ZM48 90V89H47ZM50 90V89H49ZM75 90V89H74ZM5 91V90H4ZM58 91V90H57ZM60 91H61V89H60ZM67 91V90H66ZM33 92V93H34ZM38 92H37V94H38ZM49 92V91H48ZM62 92V91H61ZM70 92V91H69ZM86 92V91H85ZM84 91H83V94L85 93ZM32 93V92H31ZM30 93V94H31ZM36 93V92H35ZM46 93H47V91H46ZM59 91H58V95H59ZM80 93V92H79ZM7 94V99H8V101H6L5 102V106H7L8 104H9V101H10V98L11 99H13V94H16V92L14 93L13 91H12V93H10V92H6L5 91V95ZM49 94V93H48ZM65 94H66V92H65ZM71 94V93H70ZM86 94V93H85ZM84 94V95H85ZM88 94V93H87ZM5 95H4V97H5ZM67 95V94H66ZM82 95V94H81ZM114 95V94H113ZM18 96V95H17ZM29 96V95H28ZM32 96V95H31ZM45 96V95H44ZM61 96H62V94H61ZM76 96V95H75ZM80 96V95H79ZM83 96V95H82ZM87 96V95H86ZM2 97V99H5V98H3V96H1ZM33 97V96H32ZM31 97V98H32ZM65 97H67V96H65ZM69 97V96H68ZM71 97V96H70ZM78 97V96H77ZM85 97V96H84ZM89 97V96H88ZM95 96H93V98H94ZM29 98V97H28ZM48 98L50 99V97L48 96ZM63 98V97H62ZM92 98V99H93ZM98 98V97H97ZM96 98V99H97ZM102 98H103V100L102 99H100V100H102V106H105V109L103 110H101V108H100V110L101 111H99L98 109H96L97 107H94L95 109H92V114H94V113H96L97 114V116H102V125L101 126H104L105 124H106V122H108V120L110 121V122H112L114 125H117V124H119V121H120V117L123 115V114H125L126 113V111H125V109H129V107H130V105H126V106H124V104L122 105V103H120L121 101H119L120 100V98H121V95H119V94H116L114 97L112 96V97H109V98H105V94H103L102 93ZM77 99H79V98H77ZM85 99V98H84ZM51 100V99H50ZM64 100V99H63ZM89 100V99H88ZM38 101V102H37ZM44 102H45V100H43ZM43 101H41V102H43ZM46 101H48L47 99H46ZM69 101V100H68ZM85 101H86V99H85ZM94 101H95V99H94ZM2 102V101H1ZM13 102V101H12ZM25 102V101H24ZM64 102V101H63ZM73 102H75V101H73ZM86 102H88V101H86ZM92 102V101H91ZM99 102V101H98ZM65 103V102H64ZM63 103V104H64ZM68 103V102H67ZM72 103V102H71ZM92 103H94V102H92ZM100 103V102H99ZM98 103V104H99ZM45 104H46V102H45ZM58 104V105H57ZM70 104V103H69ZM74 104V103H73ZM81 104V103H80ZM97 104V103H96ZM97 104V105H98ZM27 105V104H26ZM25 105V106H26ZM83 105V104H82ZM9 106H10V104H9ZM46 106V105H45ZM45 106H43V107H45ZM58 106L61 108V109H63L64 111L63 112H66V114L65 113H57L58 111H56L57 110V108H58ZM40 107V106H39ZM80 107V106H79ZM82 107V106H81ZM79 108V109H82V108ZM7 108V107H6ZM40 108H42V107H40ZM162 108V107H161ZM163 108H165V107H163ZM45 109V108H44ZM61 109H59V111L61 110ZM160 109V108H159ZM158 110V109H157ZM25 111V110H24ZM72 111H77V112H72ZM111 111H113L112 113H110ZM25 112H27V110L25 111ZM67 112H72V113H74V114H72V115H67ZM89 112V113H90ZM94 112V113H93ZM133 112V111H132ZM28 114H29V112H27ZM76 113V114H75ZM128 113V112H127ZM134 113V112H133ZM132 113V114H133ZM136 113V112H135ZM134 113V114H135ZM31 114V113H30ZM71 114V113H70ZM91 114V116L92 117H95L96 118V116L95 115H92ZM129 114H130V112H129ZM129 114H127V115H129ZM137 114V113H136ZM54 115V116H53ZM5 116V117H4ZM51 116H53V118L51 117ZM72 116V117H71ZM134 116V115H133ZM136 116V115H135ZM137 116H138V114H137ZM140 116V115H139ZM141 116H143V115H141ZM141 116H140V118H141ZM129 117V116H128ZM130 117H132L131 115H130ZM36 118H38L37 120H36ZM58 118H57V120H56V122L58 121ZM69 118V119H68ZM134 118V117H133ZM133 118H128L129 120L130 119H133ZM20 119V120H19ZM100 119H101V117H100ZM122 119V118H121ZM138 119V118H137ZM137 119H136V121H137ZM94 120V119H93ZM128 120V121H129ZM149 120V119H148ZM147 119L145 120V121H143V124H146L147 123V121H148ZM41 121V120H40ZM63 121V120H62ZM62 121H59V122H62ZM132 121H134L135 123H136V121L135 120H132ZM139 121L141 122V120L139 119ZM14 122V121H13ZM39 122V121H38ZM55 122V121H54ZM73 122V121H72ZM72 122H71V124H72ZM101 122V121H100ZM109 122V123H110ZM58 123V122H57ZM64 123V122H63ZM79 123V122H78ZM91 123V122H90ZM97 123V122H96ZM112 123H110V124H112ZM124 123V122H123ZM9 124V123H8ZM12 124V123H11ZM77 124V123H76ZM76 124H73V126L74 125H76ZM140 124V123H139ZM141 124H142V122H141ZM140 124V125H141ZM148 124V123H147ZM57 125V124H56ZM70 125V124H69ZM80 125V124H79ZM84 125H86V124H84ZM95 125V124H94ZM97 125H98V123H97ZM109 125V124H108ZM107 125V126H108ZM136 125L138 126V124L136 123ZM139 125V126H140ZM150 125V124H149ZM9 125H5L4 126V128H9L8 127ZM20 126V125H19ZM54 126V125H53ZM88 126L90 127L91 125L90 124H88ZM100 126V125H99ZM98 126V127H99ZM106 126V125H105ZM104 126V127H105ZM139 126H138V128H139ZM17 127V126H16ZM59 126H57V128H58ZM86 127V126H85ZM96 127V126H95ZM103 127V129L102 130H100L102 133H100L101 134V136L100 137H107L110 133H113L110 129H108V127L105 129ZM109 127H110V125H109ZM118 127V126H117ZM129 126H127V128H128ZM143 127V126H142ZM3 128V127H2ZM75 128V127H74ZM88 128V127H87ZM97 128V127H96ZM96 128H94L93 130H91V131H94V130H96ZM115 128V127H114ZM123 128V127H122ZM141 128V127H140ZM78 129H80V128H78ZM99 129V128H98ZM119 129H120V127H119ZM119 129H118V132H119ZM125 129V128H124ZM137 129V128H136ZM142 129H144V127L143 128H141V131H140V129H139V131L140 132H142L143 130ZM5 130V129H4ZM7 130V129H6ZM128 130H130V129H128ZM145 130H146V128H145ZM144 130V131H145ZM1 131H3L2 133H1ZM81 131H82V129H81ZM138 131V130H137ZM96 132H98V131H96ZM115 132H116V130H115ZM62 133V132H61ZM106 133H108V135H106V136H104ZM117 133V132H116ZM16 134H19V133H16ZM76 134V135H75ZM92 134V133H91ZM94 134H96V133H94L93 132V135ZM115 134V133H114ZM93 135H91V136H93ZM113 135V134H112ZM117 135H119L118 133H117ZM4 136V135H3ZM95 136V135H94ZM98 136H99V134H98ZM116 136V135H115ZM204 136V135H203ZM96 137H97V135H96ZM90 138V137H89ZM93 138V137H92ZM111 138H112V136H111ZM60 139V140H59ZM95 139V138H94ZM97 139H98V137H97ZM106 139H108V138H106ZM8 140V141H7ZM91 141V140H90ZM94 141V143H96L95 141L96 140H93ZM101 141H102V138H100V140L98 141V142H100L101 143ZM143 142V141H142ZM96 144H98V143H96ZM103 144H104V142H103ZM146 144V143H145ZM77 146L78 145V151L80 152V154L78 155L77 153V155H75V150H76V148H72V146L74 147V146ZM96 147V146H95ZM94 147V148H95ZM100 147H102V145H100ZM148 147V146H147ZM72 148V149H71ZM91 148V149H92ZM98 148V147H97ZM97 148H95L94 150L95 151H100V149L99 150H97ZM125 148V147H124ZM146 148V147H145ZM86 150V151H87ZM93 150V149H92ZM91 150V151H92ZM94 151V152H95ZM123 151V150H122ZM127 152V151H126ZM89 153V152H88ZM92 153H93V151H92ZM98 153V152H97ZM147 153V152H146ZM9 154V155H8ZM81 154H82V156H81ZM94 154V153H93ZM101 154V153H100ZM98 155V156H96L97 154L95 153L94 155L96 156V158L98 157H101L102 155ZM89 155H91V154H89ZM133 155V154H132ZM31 156V157H32ZM94 156V157H95ZM145 156V155H144ZM21 157H22V159H21ZM93 157V156H92ZM91 157V158H92ZM93 157V158H94ZM28 158V157H27ZM26 158V159H27ZM30 158V157H29ZM90 158V159H91ZM100 159V158H99ZM146 159V158H145ZM144 159V160H145ZM149 159V158H148ZM18 160V159H17ZM89 161V160H88ZM146 161V160H145ZM22 163V162H21ZM25 163H27V162H25ZM24 163V164H25ZM81 163H80V165H81ZM17 164H19V163H17ZM23 164V163H22ZM21 164V165H22ZM26 165V164H25ZM79 165V164H78ZM83 165V164H82ZM81 165V166H82ZM20 166V165H19ZM18 168V167H17ZM26 168V167H25ZM80 169V168H79ZM18 170V171H19ZM23 170H25L24 169V167H23ZM72 170H75V169H72ZM76 170H78L77 169V167H76ZM82 170H85V169H83V167H82V169H81V171ZM25 171H27V169L25 170ZM32 172H35V171H32ZM70 172V171H69ZM75 172V171H74ZM16 173H18V172H16ZM15 173V174H16ZM82 173V172H81ZM85 173V172H84ZM71 174V173H70ZM72 174H73V172H72ZM79 174V173H78ZM68 175V174H67ZM66 175V176H67ZM75 175V174H74ZM77 175V174H76ZM84 175V174H83ZM85 175H86V173H85ZM26 176V175H25ZM79 176H80V174H79ZM71 177H72V175H71ZM87 176H84L83 178H86ZM79 178H81V177H79ZM133 178V177H132ZM75 179V178H74ZM88 179V177L86 178V179H84V180H82V181H84L85 182V180L86 181H90L89 179ZM25 180V179H24ZM76 180V179H75ZM75 180H73V181H75ZM81 181V182H82ZM133 181V180H132ZM8 182H10V181H8ZM25 182V181H24ZM43 182V181H42ZM59 182V181H58ZM84 182H83V184H84ZM90 182H92V181H90ZM89 182V183H90ZM23 183V181L21 182V184ZM74 183H78V182H74ZM87 183V182H86ZM89 183H87V185H90ZM24 184V183H23ZM29 184V183H28ZM39 184H41V183H39ZM45 184V185H46ZM80 184V183H79ZM79 184H78V186H79ZM81 185V186H84V185ZM133 184V183H132ZM12 185V184H11ZM31 186L33 185V184H30ZM36 185V184H35ZM45 185H43L42 184V187L44 188V186ZM75 185H77V184H75ZM84 186V187H86V188H88V187H90V186ZM92 185V184H91ZM95 185V184H94ZM23 186V185H22ZM166 186V187H165ZM20 187H21V185H20ZM24 187V186H23ZM30 186L28 185V188H29ZM37 187H39L38 185H37ZM70 187V186H69ZM76 187V186H75ZM83 187V188H84ZM93 187L94 186H92V189H93ZM15 188H17V187H15ZM18 188H19V185H18ZM34 188H35V186L32 188L33 190H34ZM45 188H46V186H45ZM68 188V187H67ZM74 188V187H73ZM77 188V187H76ZM79 188H82V187H79ZM83 188H82V190H83ZM10 189H12V186H11V188ZM30 189H31V187H30ZM13 190V189H12ZM58 190V189H57ZM80 190V189H79ZM81 190V194H82V191ZM85 191H86V189H84ZM124 190V189H123ZM122 190V191H123ZM171 190H172V188L170 187V185H168V184H166V185H164V187H162V191H163V194H164V196H167L168 197V199H170V200H172L174 197H173V195H171L170 193H171ZM35 191H33V192H35ZM61 191V190H60ZM90 191V190H89ZM115 191V190H114ZM13 191H9V195H7V196H10V193L11 194H13L12 193ZM86 192H88V190L86 191ZM86 192H84V193H86ZM4 193V194H5ZM78 193V192H77ZM88 194H89V192H88ZM96 194V193H95ZM14 195H16L15 194V192H14V194H13V196ZM87 195V194H86ZM250 196H249V198L247 199V200H252L254 197H259V199H261L262 201H263V203H259V201L258 200H254V202H256L257 203V205H256V207L255 206H251L250 205V203L249 202H246V203H242V202H239V201H235V202H230V203H228V206H227V209L225 210V215L224 216H222V217H220V219L218 220V223H217V228L219 229V232H218V234L216 235V236H214L213 237V239L211 240V242H210V244L208 245V248H206V253H205V255H206V260H207V263L208 264H253L252 263V254H253V249L255 248V247H258V246H260L261 244H264V241H263V239H264V231H263V228L260 226V224H261V220L259 219V217L260 216H264V207L263 206H261V205H264V189H262V188H259L258 189V191L257 192H250V194H249ZM6 196V197H7ZM80 196H82V195H80ZM80 196H78L79 198H80ZM15 197V196H14ZM32 197V196H31ZM119 197V196H118ZM124 197V196H123ZM3 198V199H2ZM87 198V197H86ZM14 199V198H13ZM12 199V200H13ZM16 199V198H15ZM93 199V198H92ZM123 199V198H122ZM121 199V200H122ZM26 200V199H25ZM95 200V199H94ZM127 200V199H126ZM15 201H17V199L15 200ZM84 201H86V202H84ZM122 201H124V199L122 200ZM18 202H20V201H18ZM24 202V201H23ZM12 203H14L13 201H12ZM21 203V202H20ZM19 203V204H20ZM28 203V202H27ZM84 203H86L85 205H83ZM100 203V202H99ZM113 203H115V202H113ZM112 203V204H113ZM5 205V207L3 206V205ZM15 204H16V202H15ZM124 204V203H123ZM13 204H11L10 206H12ZM22 205V204H21ZM17 206V205H16ZM18 206H20V205H18ZM77 206H79V207H77ZM126 206V205H125ZM7 207H9V206H7ZM73 207H77V209H76V211L73 213V214H71L70 216L68 215L69 214V212L71 211V209H73ZM11 208V207H10ZM4 209V210H5ZM87 210V211H86ZM6 211V210H5ZM1 212H3V210H1ZM0 212V213H1ZM92 212H93V210H92ZM210 212V211H209ZM3 214V213H2ZM205 214H206V212H205ZM221 214H223V213H221ZM1 218V217H0ZM24 218V217H23ZM24 218V219H25ZM3 220V219H2ZM23 220V219H22ZM6 221H7V219H6ZM48 221V220H47ZM4 223V222H3ZM6 223V222H5ZM5 223H4V225H5ZM10 224V223H9ZM112 224V223H111ZM117 224V223H116ZM7 225H8V223H7ZM11 225V224H10ZM10 225H8V227L10 226ZM24 226L22 227V228H24ZM7 226H5L4 228H6ZM11 227V226H10ZM9 227V228H10ZM114 227V226H113ZM3 227H0V231H3V230H5ZM8 228V229H9ZM38 228H39V226H38ZM2 229V230H1ZM8 229H6V231L4 232L3 231V233L0 235V238H1V236H2V238L3 237H5V238H7V240H8V238H9V242L10 243H8V244H13L14 243V241L13 240H15L14 238H15V233L14 232H16L17 230V228H15V230L12 228V230H8ZM34 229V230H35ZM8 230V231H7ZM14 230V231H13ZM21 230V229H20ZM31 230V229H30ZM33 230V231H34ZM13 231V232H12ZM29 231V230H28ZM33 231H31V232H33ZM21 232H26V230H24V231H20L19 232V229H18V231L16 232V233H21ZM1 233V232H0ZM30 233V232H29ZM23 234V233H22ZM21 234V235H22ZM18 235V234H17ZM30 236H31V234H29ZM30 236H26V237H30ZM118 236V235H117ZM212 236V235H211ZM18 237H20V236H18ZM1 238V239H2ZM5 238H3V239H5ZM57 238H59L60 240L59 241H56L57 240ZM206 238V237H205ZM16 239H18L17 237H16ZM142 239V238H141ZM6 240V241H7ZM52 240H53V242H52ZM179 240V239H178ZM207 240H208V238H207ZM2 241V240H1ZM4 241V240H3ZM5 241V242H6ZM16 241V240H15ZM56 243H55V242ZM176 241V240H175ZM180 241V240H179ZM150 242V241H149ZM177 242V241H176ZM2 242H0V244H1ZM36 243V242H35ZM205 243H209L208 241L207 242H205ZM6 244V243H5ZM21 244V243H20ZM3 245V244H2ZM15 245V244H14ZM22 245V244H21ZM20 245V247L18 246V250H24L25 248H26V245L25 244H23L22 246ZM203 246V245H202ZM6 247V246H5ZM35 248V247H34ZM1 249V248H0ZM13 249V248H12ZM45 249H47V248H45ZM44 249V250H45ZM20 252V251H19ZM107 253V254H108ZM7 255V257H8V255H9V253L7 252L6 253ZM106 254V255H107ZM4 255V254H3ZM34 255V254H33ZM32 255V256H33ZM39 256H40V258H39ZM43 256V255H42ZM10 257V256H9ZM4 258V257H3ZM72 258V257H71ZM80 258H82V257H80ZM103 258V257H102ZM205 258V257H204ZM6 259V258H5ZM9 259V258H8ZM7 260V259H6ZM73 260H75V259H73ZM205 260V261H206ZM76 261V260H75ZM75 261H69L70 262V264H72V263H74ZM94 261V260H93ZM102 261H103V259H102ZM106 261V260H105ZM31 262V261H30ZM149 262V261H148ZM86 263V262H85ZM98 263V262H97ZM96 263V264H97ZM103 263H104V261H103ZM79 264H81V263H79ZM86 264H88V262L86 263ZM145 264V263H144ZM150 264V263H149ZM151 264H165L164 263V261H163V263H157V262H151Z\"/></svg>","mask_w":264,"mask_h":264},{"label":"built area","instance_id":"2783aa9c","mask_svg":"<svg viewBox=\"0 0 264 264\" xmlns=\"http://www.w3.org/2000/svg\"><path fill=\"white\" fill-rule=\"evenodd\" d=\"M254 62H255V71L258 75H262L264 74V54H259L256 55L254 57ZM261 91L264 95V84H261ZM178 182H175L174 184H176ZM170 187L172 188V186L170 185Z\"/></svg>","mask_w":264,"mask_h":264}]
</instances>
